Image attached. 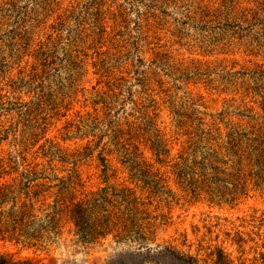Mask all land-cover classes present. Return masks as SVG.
Returning <instances> with one entry per match:
<instances>
[{"label": "rangeland", "instance_id": "1", "mask_svg": "<svg viewBox=\"0 0 264 264\" xmlns=\"http://www.w3.org/2000/svg\"><path fill=\"white\" fill-rule=\"evenodd\" d=\"M5 187L12 263L264 264V0H0ZM124 189L149 219L123 239L50 222Z\"/></svg>", "mask_w": 264, "mask_h": 264}, {"label": "trees", "instance_id": "2", "mask_svg": "<svg viewBox=\"0 0 264 264\" xmlns=\"http://www.w3.org/2000/svg\"><path fill=\"white\" fill-rule=\"evenodd\" d=\"M17 194L14 191L5 189L0 190V205L7 199L8 195ZM121 199L118 201V199ZM19 199V197H18ZM15 197L13 204V211L9 214V223L13 225L11 237L29 239L36 238L34 233H30V227L36 220L33 212L35 211V203L30 193L26 195L25 201H18ZM126 205L129 216H120L119 206ZM145 204L141 202L139 197L130 189L119 191V194H110L108 191L92 194L89 198L83 199L77 203H71L66 207H58L51 217V223L57 225L56 216L60 213H67L70 219L74 222L78 234L85 240L94 241L98 238L107 237L114 232L117 233L116 237L123 239L126 233H131L133 224L141 219L146 221L149 219V214L146 213V218L140 220L135 219L139 214H145L141 211V206ZM110 207L112 209H110ZM49 217V215H48ZM132 217L135 219H132ZM150 225V223H149ZM137 227V226H136ZM151 227V226H150ZM148 227V229L150 228ZM141 230V225L138 227ZM9 232L3 227L0 229V235L5 236ZM138 235L140 241L144 242L147 238L144 233L139 231L135 233ZM0 264H28V263H12L6 258L0 256ZM30 264V263H29Z\"/></svg>", "mask_w": 264, "mask_h": 264}]
</instances>
